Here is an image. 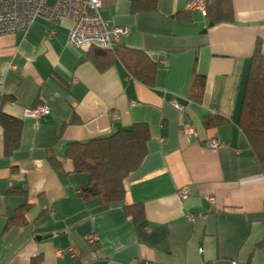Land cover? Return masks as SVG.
<instances>
[{"label": "crops", "instance_id": "obj_1", "mask_svg": "<svg viewBox=\"0 0 264 264\" xmlns=\"http://www.w3.org/2000/svg\"><path fill=\"white\" fill-rule=\"evenodd\" d=\"M186 1L156 0L155 10L131 13L129 0H101L102 17L126 28L118 44L158 64L152 87L119 61L99 68L91 47L69 45L67 18L50 37L41 18L25 33L0 35V111L21 120L10 153L0 125V264H31L37 256L39 264H264V172L237 125L257 39L264 53V0H231L234 21L212 25L186 11ZM193 69L205 78L199 103L187 98ZM38 104L49 114L23 115ZM137 122L150 138L124 180L123 200L101 206L79 197L88 175L73 171L67 143ZM184 124L195 134H182ZM211 138L221 143L215 151L206 147ZM184 186L190 194L181 199ZM23 189L25 196L10 193ZM24 202L27 223L5 227ZM135 204L144 211L136 223L124 212ZM68 247L76 256L57 254Z\"/></svg>", "mask_w": 264, "mask_h": 264}, {"label": "trees", "instance_id": "obj_2", "mask_svg": "<svg viewBox=\"0 0 264 264\" xmlns=\"http://www.w3.org/2000/svg\"><path fill=\"white\" fill-rule=\"evenodd\" d=\"M129 2L131 13L156 9V0ZM205 8V17L209 25L234 21L231 0H205ZM178 14L179 12L175 16ZM91 49L93 50L91 58L99 68H105L117 60L135 80L146 86H153L158 64L144 51L119 44L112 49L97 47ZM56 81L64 86L61 80ZM204 85V76L193 69L188 100L199 103L203 97ZM0 125L4 133V150L10 153L18 146L21 120L0 111ZM237 125L247 139L252 156L264 172V53L261 52L259 39L256 40L250 57ZM149 138L147 124L137 122L107 136L67 143L65 155L71 160L73 171L88 175L87 183L78 189L79 197L84 200L95 198L101 206L121 202L125 192L124 180L131 172L137 170L145 158ZM46 158L53 168L60 166L59 160L52 152L49 151ZM10 193L25 196L26 190H11ZM28 207L29 203L26 202L19 205L7 220L5 227L25 225ZM124 212L134 223L144 217L141 204L125 205ZM40 259V256L34 257L30 263L39 264Z\"/></svg>", "mask_w": 264, "mask_h": 264}, {"label": "built area", "instance_id": "obj_3", "mask_svg": "<svg viewBox=\"0 0 264 264\" xmlns=\"http://www.w3.org/2000/svg\"><path fill=\"white\" fill-rule=\"evenodd\" d=\"M101 0H0V35L25 33L30 25L38 18L43 19L48 25L47 36L54 33V27L62 18H67L72 25L69 29L67 42L73 47H97L100 49H112L117 45L124 35L126 28L121 25L111 24L101 15ZM186 11L198 12L205 16V0H187L184 6ZM165 64V59L161 60ZM13 67V66H9ZM171 103L181 110L182 105L175 100ZM49 114V107L44 104L34 105L24 109L23 115L36 120ZM182 134L186 136L194 135L191 125L184 124L181 127ZM220 142L211 138L206 142L209 150L215 151ZM190 190L184 186L177 190V195L181 199L189 196ZM211 203L213 197H207ZM195 215L187 213L186 219L192 221ZM88 243L94 245L97 236L89 234L86 236ZM68 253L71 257L76 256L72 247L58 250L57 254ZM235 264V263H233Z\"/></svg>", "mask_w": 264, "mask_h": 264}]
</instances>
